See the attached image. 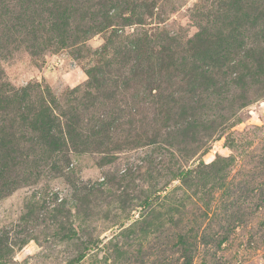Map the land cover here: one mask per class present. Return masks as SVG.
<instances>
[{"label":"rangeland","instance_id":"1","mask_svg":"<svg viewBox=\"0 0 264 264\" xmlns=\"http://www.w3.org/2000/svg\"><path fill=\"white\" fill-rule=\"evenodd\" d=\"M209 6L205 0H158L142 27L151 35L194 37ZM140 28L120 29V39ZM109 31L58 50L43 43L41 34L40 45L11 46L0 56L7 88L39 83L45 102L62 120L75 114L81 139H68L60 153L47 157L28 149L31 132L22 131L19 148L27 159H19L24 162L0 182V264H186L183 249L192 255L191 264H264V201L253 214L247 209L264 190V89L248 105L228 109L230 93L221 103L213 87L202 90L178 79L167 84L158 76L160 92L193 108L199 123L213 120L191 141L185 128L194 123L193 114H172L161 127L155 117L162 115L153 111L159 99L135 96L132 60L102 59L100 52L112 57V46L101 51ZM91 67L110 83L100 88L89 83ZM227 76L236 82L235 71ZM108 90L114 93L106 98ZM99 127L108 139L83 137ZM157 131L154 144L136 145L141 132L144 138ZM171 134L181 140L173 142ZM186 170L185 183L180 172ZM180 202L177 214L173 208ZM232 215L237 219L227 220ZM186 230L198 232L196 243ZM225 230L228 236L218 244L212 235Z\"/></svg>","mask_w":264,"mask_h":264},{"label":"trees","instance_id":"2","mask_svg":"<svg viewBox=\"0 0 264 264\" xmlns=\"http://www.w3.org/2000/svg\"><path fill=\"white\" fill-rule=\"evenodd\" d=\"M157 2L158 0H96L94 5H90L88 0H0V56L3 52H10L11 46L15 49L40 45L38 39L43 37L41 34H45L43 38L46 40L43 43H49L52 49L58 50L80 46L90 36L109 29L101 51L112 46V57L109 61L106 59V52H100L101 57L105 54L102 59L107 64L114 63L120 56L128 61L132 60L134 76L137 78L135 96H138V101L147 94L159 99L155 102L153 111L162 115L155 117V122L159 121L161 127L166 126L172 114H193L194 123L191 122L185 130L190 133L188 139L195 141L198 131L202 128L208 131L205 125L208 122L212 124L213 120L201 119L203 121L199 123L193 108L174 99L173 94L164 95L159 91V86L155 84L156 78L164 76L167 84L173 81L170 79H178L192 86L195 83L202 90L213 87L217 89L221 103L230 93L231 99L227 100L229 105H226L228 109H232V106L240 109L251 103L253 95L259 93L261 88L264 89V0H205L210 6L204 18L195 24L198 30L196 35L190 38H178L167 31L151 35L149 30L142 27L149 23L147 19L153 16ZM131 24H137L141 28L124 35L123 40L120 39L123 35L119 33L120 29ZM29 54L36 55L32 50H29ZM100 65L102 64H95L97 68ZM231 70L236 72V82L227 78ZM3 74L0 67V182L6 183L4 179L9 171L15 170L16 164L24 162L19 159H27V156H22L23 149L19 148L25 138L22 132L25 128L31 132L27 138L30 144L28 149L34 155L47 154V157L60 153L68 139H78L80 131H75L79 123L75 114L62 120V115L56 114L58 111L53 112V108L42 97L39 83L35 86L26 84L19 88H7ZM87 75L89 83L98 88L104 83H110L109 77L97 76L93 67L87 70ZM218 76L225 80L224 84ZM148 77L153 78L152 83L147 81ZM122 85L127 87L128 79L123 80ZM32 88L35 89L31 90ZM113 93L114 90H108L106 98L112 97L110 94ZM165 97L172 106H167V101L161 102ZM213 107L218 108L217 105ZM120 110L123 111V108ZM142 133L139 134L142 139L137 140L136 145L154 144L159 136V131L150 135L146 132L144 138ZM91 135L108 139V135L100 127L95 131L91 130L88 135L83 134V137L90 139ZM176 139L181 140V137L171 134L170 140L174 142ZM14 150L17 152L13 153ZM192 155L194 152L190 151L189 156ZM189 172H180L185 183ZM257 199V202L248 203L250 214L264 201V190L258 193ZM245 200L248 198L243 203ZM182 207L183 202H180L173 210L182 214ZM233 219L237 217L232 215L227 220ZM186 231L193 233L191 238L196 243L198 232ZM228 232L223 231L221 236L212 235L213 239L216 238L220 244L227 238ZM206 236L201 235V239ZM183 237L182 234L179 236L181 244L186 243ZM182 253L185 263L191 264L192 255L189 251L187 253L183 249Z\"/></svg>","mask_w":264,"mask_h":264}]
</instances>
